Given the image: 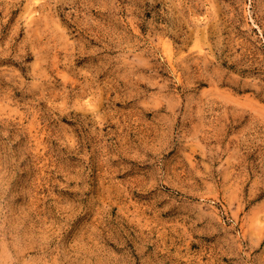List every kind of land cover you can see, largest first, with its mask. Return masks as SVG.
Wrapping results in <instances>:
<instances>
[{"label":"rangeland","instance_id":"rangeland-1","mask_svg":"<svg viewBox=\"0 0 264 264\" xmlns=\"http://www.w3.org/2000/svg\"><path fill=\"white\" fill-rule=\"evenodd\" d=\"M0 264H264V0H0Z\"/></svg>","mask_w":264,"mask_h":264}]
</instances>
